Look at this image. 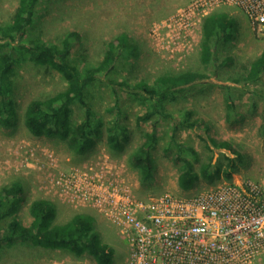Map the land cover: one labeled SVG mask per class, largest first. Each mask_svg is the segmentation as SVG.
I'll use <instances>...</instances> for the list:
<instances>
[{
	"label": "rangeland",
	"instance_id": "obj_1",
	"mask_svg": "<svg viewBox=\"0 0 264 264\" xmlns=\"http://www.w3.org/2000/svg\"><path fill=\"white\" fill-rule=\"evenodd\" d=\"M184 4V0H43L36 10L29 34L45 43L61 46L67 34L78 33L80 42L74 47L71 58L80 70L97 66L105 56L106 45L118 36H126L131 48L122 54L114 71L100 75L90 90L92 103L104 123L111 119L107 109L115 102L113 89L119 91L111 81L125 82L129 86L140 83L153 85L163 75L185 71L205 74V81L179 90L175 101L165 107V112L173 117L181 119L186 111H190L192 121H200L194 130L181 128L175 132V139L194 147L199 153L198 160L193 161L198 173L211 158L214 163L225 164L226 157H236L230 150L210 144L209 139H213L218 144H229L242 156L234 176L245 180L264 178V78L260 82L246 81L250 64L264 51V35L254 31L242 12L221 8L216 12L226 13L232 21V37L217 49L216 62L204 65L200 56L202 35L198 27L191 28V36L181 40V47L169 46L176 43L175 38L167 40L169 45H163L153 32L159 29L163 33L165 29L164 33H168L165 25L184 8ZM17 7L18 0H0V25L11 22ZM13 80L12 97L19 117L12 128L0 125V187L14 177L23 180L25 201L18 217L26 226L31 224L29 206L35 199L54 202L58 211L57 222L62 223L76 213L70 204L61 203L54 196L55 191L50 194L46 183L49 184L47 172L51 171L39 173L38 161L51 168L57 167L58 172L66 174L83 169L99 172L100 168L107 167L117 173L138 198L164 194L190 197L231 181L221 178L210 183L201 179L192 190H181L177 183L181 164L175 159L176 149L170 147L174 122L168 118L158 119L159 138L151 149L154 170L150 180H142L139 171L128 164V158L142 143L148 142L147 134L152 125H138L136 117L148 111L150 104L126 92L119 91V98L127 115L125 123L130 140L122 151L107 148L105 132L85 155L75 154L65 141L34 138L24 125L26 105L34 99L64 90L67 84L58 72L32 63L19 65ZM231 103L233 106L229 108ZM81 117V111L75 109L73 122H79ZM44 154L51 159H46ZM28 163L35 167L30 168ZM45 191L49 192L48 197H42ZM93 216L94 230L100 234L102 243L114 251V264H122L128 253V243L105 226L98 215L93 213ZM7 223L4 222V228ZM18 263L96 264L88 254L77 257L66 251H44L23 244L5 247L0 264ZM254 264H264V261Z\"/></svg>",
	"mask_w": 264,
	"mask_h": 264
},
{
	"label": "trees",
	"instance_id": "obj_2",
	"mask_svg": "<svg viewBox=\"0 0 264 264\" xmlns=\"http://www.w3.org/2000/svg\"><path fill=\"white\" fill-rule=\"evenodd\" d=\"M43 0H18L10 23L0 25V125L14 127L18 122V111L12 97L14 75L18 66L32 63L35 66L58 72L67 86L64 90L30 101L24 110V125L27 133L34 138L58 139L67 142L77 155L89 153L96 140L105 132L106 146L113 151H122L130 140L127 117L119 91L136 95L149 102L148 111L136 117L138 125L150 123L152 130L144 142L130 154L128 164L137 169L142 180H150L154 170L151 149L159 138L158 119L168 118L174 122L170 147L176 149L175 159L179 162L178 186L183 191L192 190L201 180L214 183L225 178L232 180L242 156L227 143L218 144L213 139L209 143L216 148H225L236 157H226V163L210 161L195 170L194 160L199 153L187 143L175 139V132L181 128L195 129L199 120L192 121V112L186 111L183 118L173 117L165 112V107L174 102L179 90L196 82L205 81L203 73L185 71L158 77L153 85L140 83L129 86L125 82L111 81L119 87L114 88L115 102L107 109L111 119L104 123L92 103L91 88L100 75H109L116 68L123 53L131 48L125 35L109 42L103 60L93 67L80 70L72 61V51L79 45L80 35L72 32L62 40V45L45 43L29 34L34 24L36 10ZM231 20L222 12L206 16L200 26V56L204 65L216 62V51L232 37ZM264 78V51L254 59L248 69L246 81L260 82ZM232 108V103L229 105ZM80 110L81 120L74 123V110ZM203 141L205 139L200 137ZM210 146L207 145V148ZM25 201L24 182L19 177L0 187V256L5 247L15 244L28 245L44 251H66L77 257L91 256L96 264H114V251L104 245L100 234L94 230V216L90 211L74 213L64 222H57V207L53 201L39 198L30 203L31 224L24 225L18 214ZM8 221L4 228V222ZM32 264V263H18Z\"/></svg>",
	"mask_w": 264,
	"mask_h": 264
},
{
	"label": "built area",
	"instance_id": "obj_3",
	"mask_svg": "<svg viewBox=\"0 0 264 264\" xmlns=\"http://www.w3.org/2000/svg\"><path fill=\"white\" fill-rule=\"evenodd\" d=\"M184 1V8L165 25L168 33H164L165 29L163 33L159 29L153 31L163 45H169L167 40L175 38L176 43L169 46L181 47V40L191 36L190 30L200 29L204 18L221 8L242 12L254 31L264 35V0ZM44 156L51 159L47 154ZM36 165L39 173L52 172H47L50 194L55 191L54 196L61 203L70 204L76 213L92 211L128 243L122 264L264 261V178L245 180L233 176L231 181L190 197L164 194L138 198L107 167L99 172L83 169L66 174L42 161ZM28 166L35 167L32 163ZM49 192H43L42 197H48Z\"/></svg>",
	"mask_w": 264,
	"mask_h": 264
},
{
	"label": "crops",
	"instance_id": "obj_4",
	"mask_svg": "<svg viewBox=\"0 0 264 264\" xmlns=\"http://www.w3.org/2000/svg\"><path fill=\"white\" fill-rule=\"evenodd\" d=\"M125 258H126V257H125ZM125 258H124V259H125Z\"/></svg>",
	"mask_w": 264,
	"mask_h": 264
}]
</instances>
